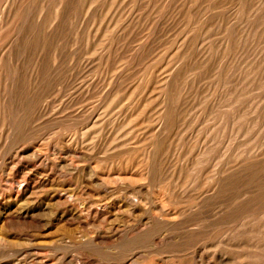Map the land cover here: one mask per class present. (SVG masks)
<instances>
[{
    "label": "rangeland",
    "instance_id": "rangeland-1",
    "mask_svg": "<svg viewBox=\"0 0 264 264\" xmlns=\"http://www.w3.org/2000/svg\"><path fill=\"white\" fill-rule=\"evenodd\" d=\"M0 264H264V0H0Z\"/></svg>",
    "mask_w": 264,
    "mask_h": 264
},
{
    "label": "bare ground",
    "instance_id": "bare-ground-1",
    "mask_svg": "<svg viewBox=\"0 0 264 264\" xmlns=\"http://www.w3.org/2000/svg\"><path fill=\"white\" fill-rule=\"evenodd\" d=\"M15 56H16V55H15ZM180 76H181V75H180ZM177 93H178V91H177ZM163 94H164V93H163ZM144 97H145V96H144ZM1 101H2V100H1ZM174 104H175V103H174ZM1 109H2V108H1ZM96 115H97V114H96ZM147 115H148V114H147ZM171 121H172V120H171ZM140 122H141V121H140ZM97 123H98V122H97ZM163 123H164V122H163ZM136 125H137V124H136ZM153 129H154V128H153ZM89 132H90V131H89ZM166 132H167V131H166ZM61 138H62V137H61ZM147 138H148V137H147ZM66 139H67V138H66ZM62 141H63V140H62ZM64 141H65V140H64ZM66 142H67V141H66ZM66 142H65V143H66ZM150 144H151V143H150ZM159 144H160V143H159ZM62 145H63V144H62ZM40 147H41V146H40ZM42 147H43V146H42ZM65 147H66V146H65ZM63 148H64V147H63ZM70 148H71V147H70ZM148 149H149V148H148ZM153 149H154V148H153ZM41 150H42V149H41ZM71 150H72V149H71ZM74 150H75V149H74ZM74 150H73V151H74ZM146 150H147V149H146ZM42 151H43V150H42ZM37 152H38V151H37ZM159 152H160V151H159ZM41 153H42V152H41ZM36 154H37V153H36ZM36 154H35L34 156H36ZM41 155H43V154H41ZM29 156H30V155H29ZM38 156H39V155H38ZM151 156H152V155H151ZM31 157H32V156H31ZM43 158H44V157H43ZM31 159H32V158H31ZM34 159H35V158H34ZM56 159H57V158H56ZM32 160H33V159H32ZM45 160H46V159H45ZM36 162H38V161H36ZM46 162H47V161H46ZM56 162H57V161H56ZM34 163H35V162H34ZM44 163H45V161H44ZM73 163H74V162H73ZM48 164H49V163H48ZM51 164H52V162H51ZM58 164H59V163H58ZM59 165H60V164H59ZM59 165H58V166H59ZM64 165H65V164H64ZM42 166H43V165H42ZM53 166H54V165H53ZM48 167H49V166H48ZM50 167H51V166H50ZM50 167H49V168H50ZM55 167H57V166H55ZM74 167H75V166H74ZM49 168H48V169H49ZM51 168H52V167H51ZM57 168H58V167H57ZM46 170H47V169H46ZM49 170H50V169H49ZM60 170H61V169H60ZM53 171H54V170H53ZM77 171H78V170H77ZM44 173H45V172H44ZM148 174H149V173H148ZM24 175H25V174H24ZM26 175H28V174H26ZM22 176H23V175H22ZM30 177H31V176H30ZM20 179H21V178H20ZM25 179H27V178H25ZM31 179H32V178H31ZM13 180H14V179H13ZM18 181H19V180H18ZM20 181H21V180H20ZM39 181H40V180H39ZM22 182H23V181H22ZM22 182H21V183H22ZM107 182H108V181H107ZM14 183H15V182H14ZM30 183H31V182H30ZM44 183H45V182H44ZM7 184H8V183H7ZM23 184H24V183H23ZM103 184H104V183H103ZM38 185H39V184H38ZM42 185H43V184H42ZM15 186H16V185H15ZM19 186H21V185H19ZM35 186H36V185H35ZM6 187H7V185H6ZM10 187H11V185H10ZM13 187H14V185H13ZM30 187H31V186H30ZM39 187H40V185H39ZM4 188H5V187H4ZM25 188H26V187H25ZM11 189H13V188L11 187ZM17 189H18V187H17ZM20 189H21V188H20ZM6 190H7V189H6ZM34 190H35V189H34ZM13 191H14V189H13ZM17 191H19V190H17ZM17 191H16V192H17ZM23 191H24V189H23ZM31 191H32V190H31ZM22 193H23V192H22ZM15 194H16V193H15ZM17 194H18V193H17ZM17 194H16V195H17ZM19 194H20V192H19ZM61 194H62V193H61ZM11 196H12V195H11ZM66 198H67V197H66ZM17 199H18V198H17ZM64 199H65V198H64ZM65 201H66V200H65ZM62 203H63V202H62ZM15 208H16V207H15ZM18 211H19V210H18ZM5 214H7V213H5ZM4 216H5V215H4ZM36 216H37V215H36ZM8 217H9V216H8ZM8 217H7V218H8ZM10 217H11V216H10ZM10 217H9V218H10ZM3 218H4V217H3ZM14 218H15V217H14ZM22 218H23V217H22ZM20 221H21V220H20ZM28 221H29V220H28ZM1 239H2V238H1ZM70 258H71V257H70ZM71 259H72V258H71Z\"/></svg>",
    "mask_w": 264,
    "mask_h": 264
}]
</instances>
